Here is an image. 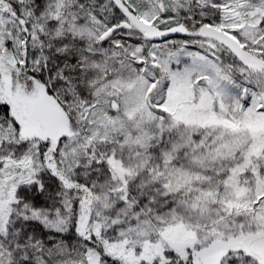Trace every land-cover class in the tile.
<instances>
[{"label": "snow or ice", "instance_id": "obj_1", "mask_svg": "<svg viewBox=\"0 0 264 264\" xmlns=\"http://www.w3.org/2000/svg\"><path fill=\"white\" fill-rule=\"evenodd\" d=\"M0 264H264V0H0Z\"/></svg>", "mask_w": 264, "mask_h": 264}]
</instances>
